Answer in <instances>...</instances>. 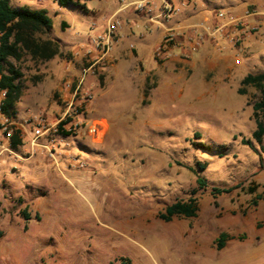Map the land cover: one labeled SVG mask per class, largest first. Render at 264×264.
Listing matches in <instances>:
<instances>
[{"label": "rangeland", "instance_id": "1", "mask_svg": "<svg viewBox=\"0 0 264 264\" xmlns=\"http://www.w3.org/2000/svg\"><path fill=\"white\" fill-rule=\"evenodd\" d=\"M10 2L46 12L42 38H82L50 59L9 58L21 73L13 112L24 137L12 147L0 130V264H264V137L261 149L251 136L260 92L240 83L264 71V55L229 72L161 74L139 61L114 72L113 48L75 92L94 59L83 56L87 34L101 19L57 0ZM83 2L95 12L106 0ZM38 121L48 135L32 147ZM212 186L232 190L213 196ZM189 197L194 216L158 217Z\"/></svg>", "mask_w": 264, "mask_h": 264}, {"label": "crops", "instance_id": "2", "mask_svg": "<svg viewBox=\"0 0 264 264\" xmlns=\"http://www.w3.org/2000/svg\"><path fill=\"white\" fill-rule=\"evenodd\" d=\"M135 1L138 0H124L123 6L125 7L119 9L116 0H106L105 5L95 12L86 7L84 2L80 3L82 7L73 6L81 10L83 15L91 17L96 25L95 21L101 19L98 30L104 28L105 19L113 12L121 21V25L116 29L118 40L112 53L116 64L114 63L110 67V69L113 68L114 72L117 68L119 70L120 65L130 61L142 62L143 65L146 64L149 68L159 71L161 74H182L188 70L199 69V67L221 69L229 72L236 66L245 64L247 60L253 58L256 54L264 55V0H168L175 6L183 5H181L178 12L169 14L167 19L156 17L158 6L162 3V0H146L148 1L146 8L151 10L150 18L143 12L135 11L132 5ZM219 7L227 10L232 17L243 16L249 7H254L259 12L258 15L247 17L249 23L256 20L259 23V28L254 33L246 36L244 42L240 45L239 52L234 51L232 46L221 37L216 38V43H213L209 37L203 36L198 49L191 53L189 57H183L181 50L175 46L172 48V55L167 61L162 62L160 65L154 63L152 49L160 41L166 29H172L177 34V38L180 39L196 24L204 27L209 25L212 21L213 9ZM66 23V27H60L62 30L69 27L68 22ZM196 30L204 32L202 27ZM51 38L58 39L63 50V48H72V43L82 37L68 36L61 39L51 36ZM130 44L133 45V53L128 50ZM215 44L218 45V48L215 47Z\"/></svg>", "mask_w": 264, "mask_h": 264}, {"label": "trees", "instance_id": "3", "mask_svg": "<svg viewBox=\"0 0 264 264\" xmlns=\"http://www.w3.org/2000/svg\"><path fill=\"white\" fill-rule=\"evenodd\" d=\"M61 6L72 5L81 6L79 0H57ZM51 28V19L44 10H31L28 8H16L11 5L10 0H0V88L6 90V97L3 102V111H13L15 102L18 100L21 89L18 78L20 71L15 68L9 58L18 60L22 53H27L34 60L50 59L55 55H62V46L58 39L40 35L48 33ZM242 86H253L260 92V98L256 101L253 108L256 127L251 133L254 140L261 145L264 137V116L260 119L258 113H264V71L252 74L247 73L240 81ZM242 94L243 88L237 89ZM62 123L58 125L62 129ZM64 134H68L64 132ZM198 134V133H195ZM20 140L14 134L10 140L12 147L17 146ZM241 142L252 146L250 139L242 138ZM205 163L198 164L199 169H203ZM196 183L199 187L206 186L205 178L197 174ZM232 187H211L213 196L221 193H228ZM254 188L250 189L253 192ZM262 197L257 196L252 200L254 205ZM264 199V198H262ZM197 201L195 197H189L187 200H177L165 206L163 212L158 213V217L168 221L175 216L191 217L196 214ZM24 218L28 219L26 213ZM226 234L221 232L217 238V248H222Z\"/></svg>", "mask_w": 264, "mask_h": 264}, {"label": "built area", "instance_id": "4", "mask_svg": "<svg viewBox=\"0 0 264 264\" xmlns=\"http://www.w3.org/2000/svg\"><path fill=\"white\" fill-rule=\"evenodd\" d=\"M117 1L119 4V9H121V7H125L123 6L124 0ZM147 3L148 1L146 0H138L133 2L132 5L135 11L143 12L150 18L151 10L149 8H146ZM181 5L175 6L168 0H162V3L158 6V15L156 17L167 19L169 17V14H171L172 12H178ZM258 14L259 12L257 9H255L254 7H249L246 9L243 16L232 17L223 7L215 8L213 9L212 21L209 25H207L206 27L198 24L192 26L191 30L185 33L182 40H176L177 34L174 33L172 29H166L164 34L162 35L161 40L156 44L153 50L154 59L158 61L168 60L172 55V48L175 46L181 50L182 56L187 58L191 53L197 50L200 42L203 39V36L209 37V39L213 41V43H216V38L221 37L232 47H239L244 42L246 36L254 33L259 28V23L256 20H254L253 23H249L247 21V17H252ZM120 25L121 21L119 20V18H117V15L115 13L114 15H111L107 18L105 26L102 30L94 31L93 28L89 30V33L87 34L88 42L85 46L83 56H93L94 59L87 68H84L82 70L78 82L75 86V92L79 90L80 85L82 84V81L84 79V75L89 70V68L97 62L105 60L109 56L110 52L114 48L116 41L115 31ZM199 27H202L204 29V32L196 30ZM129 46L131 48L133 47L132 44H130ZM215 47L218 48V45L215 44ZM84 94L88 93L84 91ZM88 96L90 97L91 95ZM5 97L6 90L0 88V130L3 134V137L7 141L10 142L14 134H16L18 139L21 141L24 137V129L22 125H20L21 127H19L15 123L13 111H3L2 107ZM60 123H62V126L64 124V121H60L58 125ZM48 130V128H44V125L41 121H38L32 127V147L38 145V142L36 141L38 138L46 137V135H48ZM94 130V127L90 128L91 132H93Z\"/></svg>", "mask_w": 264, "mask_h": 264}]
</instances>
